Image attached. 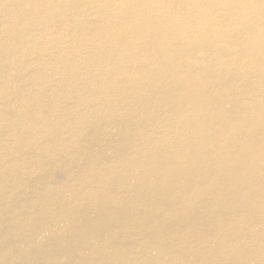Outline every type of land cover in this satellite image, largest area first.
<instances>
[{
    "label": "bare ground",
    "instance_id": "bare-ground-1",
    "mask_svg": "<svg viewBox=\"0 0 264 264\" xmlns=\"http://www.w3.org/2000/svg\"><path fill=\"white\" fill-rule=\"evenodd\" d=\"M0 264H264V0H0Z\"/></svg>",
    "mask_w": 264,
    "mask_h": 264
}]
</instances>
